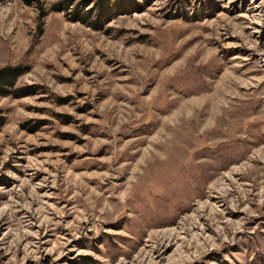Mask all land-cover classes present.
Returning a JSON list of instances; mask_svg holds the SVG:
<instances>
[{
	"label": "rangeland",
	"instance_id": "1",
	"mask_svg": "<svg viewBox=\"0 0 264 264\" xmlns=\"http://www.w3.org/2000/svg\"><path fill=\"white\" fill-rule=\"evenodd\" d=\"M0 264H264V0H0Z\"/></svg>",
	"mask_w": 264,
	"mask_h": 264
},
{
	"label": "trees",
	"instance_id": "2",
	"mask_svg": "<svg viewBox=\"0 0 264 264\" xmlns=\"http://www.w3.org/2000/svg\"><path fill=\"white\" fill-rule=\"evenodd\" d=\"M22 72L17 67H5L0 70V94L5 92V86L12 84L14 79L19 76ZM2 122H0L1 124Z\"/></svg>",
	"mask_w": 264,
	"mask_h": 264
}]
</instances>
